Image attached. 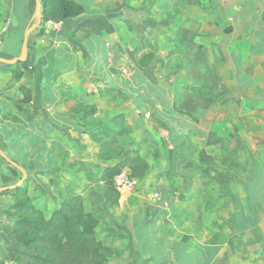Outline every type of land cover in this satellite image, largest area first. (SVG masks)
<instances>
[{"label":"crops","instance_id":"crops-1","mask_svg":"<svg viewBox=\"0 0 264 264\" xmlns=\"http://www.w3.org/2000/svg\"><path fill=\"white\" fill-rule=\"evenodd\" d=\"M73 1L83 7L80 15L41 18L29 33L24 60L0 62V146L25 170L29 197L50 215L67 195H80L85 210L99 218L96 233L109 264L234 262L246 235L256 242L255 222L231 217L251 208L255 213L264 158H245L243 150L264 151L250 145L264 136V126L241 121L242 158L209 163L200 153L207 129L202 119L210 113L200 92L220 91L214 120L225 107L239 120L233 103L253 88L264 103V0ZM34 10L35 0H10L8 23L0 31L4 58L20 54ZM207 54L214 59L202 57ZM15 67L22 72L18 79ZM225 86L231 90L221 95ZM89 106L95 111L85 115ZM113 120L130 129L119 143L126 151L133 144L126 147V136L137 141L149 164L146 175L150 162L142 150L165 146L183 153L179 166L171 164L173 188H159V199L142 187L138 194L119 193L114 207L107 204L101 175L116 160L97 157L99 142L91 133ZM215 134L218 145L232 137L223 130ZM229 165L235 169L223 174L220 168ZM146 175L137 180L148 183ZM13 195L0 194V264H26L33 253L17 241L15 218L6 214Z\"/></svg>","mask_w":264,"mask_h":264},{"label":"trees","instance_id":"trees-1","mask_svg":"<svg viewBox=\"0 0 264 264\" xmlns=\"http://www.w3.org/2000/svg\"><path fill=\"white\" fill-rule=\"evenodd\" d=\"M41 7L42 20L64 19L83 12V7L73 0H41ZM12 74L18 79L22 72L15 67ZM20 89L28 97L26 87ZM83 109L85 115H92L95 111L94 106ZM97 122L92 120V123ZM129 132L127 126L120 127L118 121L113 120L109 125H100L96 133H91V137L99 142L97 157L116 160L101 175L105 184L104 197L110 207L118 204L119 197L114 176L125 167L132 178L141 179L149 168L134 143L126 151L120 145L119 140ZM8 191L15 193L13 203L6 210L7 215L15 218L12 231L20 244L33 251L26 264H109V258L102 250L103 243L96 233L99 218L85 210L80 195H67L58 209L46 215L33 203L24 184Z\"/></svg>","mask_w":264,"mask_h":264},{"label":"rangeland","instance_id":"rangeland-1","mask_svg":"<svg viewBox=\"0 0 264 264\" xmlns=\"http://www.w3.org/2000/svg\"><path fill=\"white\" fill-rule=\"evenodd\" d=\"M9 7H10V0H0V31L5 30V26L8 23ZM34 21H35V18H33L32 23ZM209 28H210V26L208 27V29ZM210 51H212V50L209 49L208 52H210ZM0 56H2V55H0ZM202 57H205L207 60L214 59V55H212V54L202 55ZM224 67H225L224 68V76L226 78L228 76L227 74L230 73V71H229L230 69L226 65H224ZM228 77L230 78L231 74H229ZM221 90L223 91V92L221 91L222 92L221 95H225L227 92H229L231 90V87L225 86ZM194 92L196 94L197 93L199 94V91H194ZM249 92H250V94L247 97L241 98L238 103L237 102L233 103L232 108L234 107L233 109L236 110L237 112L241 111V117L239 118V120H236V118L234 119L231 111L230 110L227 111L226 107L223 110V111H225V113L220 115L218 117V120H214V118H211V113L213 114L215 111V108H216L215 102H216V99H218L217 94H219L220 91L215 93V87H212L209 90H205V91L200 92L202 96L206 97V99L208 101V109H209L208 112H210L209 114H206L205 119H202V124H205L207 129H206V136H205V138L202 139L204 148H203V151L200 153L203 154L204 157L208 158L209 163L214 162L215 158L218 160L222 159L224 161L223 164H227V162L232 163L233 161H237L238 159L240 160L242 158V149H241L240 143H242L245 140L243 138H241V136L243 134L239 135L241 133V131L238 128H240V125L242 124L241 121H244L243 123L255 122L256 125L253 127H257V128L264 126V103L256 100V93H255L254 88H253L252 92L251 91H249ZM192 96H193V92L191 94V97ZM247 98L252 99L254 101V103L247 102ZM255 100H256V102H255ZM240 101H241V103H240ZM199 108H203V106L196 107L195 111L198 112ZM180 112H183V111H180ZM261 119H263V120H261ZM232 126H235L236 129L233 130V128H231ZM215 128L218 130V132L223 130V134H224L225 138H227L226 136L234 137L233 133L236 134L235 139L233 140L232 137L228 138L227 140L223 139V142L219 143V145H218L216 142L217 136L215 134V132H216ZM130 138L131 137L126 136L125 141H123V143L126 144V147L128 146V144L130 142L134 143V145L137 146V144H138L137 141L135 139L130 140ZM263 138H264L263 134H260V136H256L257 143L252 142V143H250V145H253V146L256 145V146H259L260 148L264 149L263 148L264 147V139ZM232 142H233V144H232ZM0 148H2V150L7 154V156L9 158H11L10 155L8 154V152L6 150H4L2 146H0ZM255 148H257V147H255ZM168 149H169L168 147L162 146L161 151H152L151 152V150H149V149L142 150L141 153L146 155L148 157L149 162H150V170L148 172V175H146L147 176L146 179L149 178L148 183H145V180L144 181L143 180H137V179L134 180V178H132L129 175L128 169L124 167L120 171H124L126 173L127 179L129 181L134 180V182L128 187H124L122 185L118 186L117 188L119 190V193L123 194V192H130L131 194H133V193L138 194V192H140L142 187H144L145 190H143V192L145 194H154L153 199H155V196H156V200H157V198L159 199L157 194H161L159 192V188H160V191H166V189H172L173 188V179H172L173 168H172L171 164L173 162H175V164H177L179 166L180 165L179 161L181 160V155L183 153L181 151H174L173 152V150H168ZM243 151H244L243 154H244L245 158L256 157V160H258V159L262 160L264 158V151L263 150H259V152L258 151L253 152V150H252L249 153L245 150H243ZM217 165H219V161H218ZM231 166L232 165L225 166V168H220V170H222L223 174L230 175L229 170L235 169L233 166L232 167ZM160 167L162 168L164 176H162V175L157 176L158 170H160ZM14 168H15L14 166H12L10 163H8L6 160H4L0 156V186L12 185V184L16 183L21 178V173L19 171L15 170ZM245 169L246 168H244V170ZM240 170H242V168H240L239 171ZM14 171L16 173H14ZM256 174L257 175L260 174V177H262L261 176L262 175L261 169L260 170L257 169ZM161 176H162V178H160ZM159 181H160V183H159ZM143 183H145V184H143ZM263 188L264 187H263L262 183L258 185L257 189L262 191V193L256 194V199L254 202L255 203V208H254L255 213H252L253 208H251L250 212L247 211L248 214L243 213V211H242L239 213V215L237 217L235 215L233 217H231L233 221L236 220L240 224L242 221L249 220L251 224L254 221L255 222V229H256V235H255L256 236V242L252 243L251 235L248 237L246 235V237L243 240H241L240 247H238L236 250L237 256L235 258V261L234 262H230V261L228 262L227 261V262H224V264H264V196H263ZM0 194H9V191L8 190H5L4 192L0 191ZM10 194H15V193L10 192ZM14 198H15V196H14ZM241 202H243V201L241 200ZM253 228L251 227L249 231L252 232ZM246 233L247 232H245V234ZM247 241L249 242V244H247ZM245 242H246L247 246L244 245Z\"/></svg>","mask_w":264,"mask_h":264},{"label":"water","instance_id":"water-1","mask_svg":"<svg viewBox=\"0 0 264 264\" xmlns=\"http://www.w3.org/2000/svg\"><path fill=\"white\" fill-rule=\"evenodd\" d=\"M33 18H35V21L33 23H31L24 30L20 54L18 56H16V57H13V58L0 57V62L8 63V64H14V63H18V62H21V61L24 60L25 54H26V50H27V43H28L29 33L33 29H35L38 26V24L40 23V21H41V0H35V10H34V13H33ZM0 156L4 160H6L8 163H10L12 166H15V167L19 168L21 170V172H22V177L15 184L6 185V186H0V191H5V190H8V189H13V188L21 185L22 182H23V180L26 177L25 170L19 164H17V162H15L11 158H9L7 156V154L2 150V148H0Z\"/></svg>","mask_w":264,"mask_h":264},{"label":"built area","instance_id":"built-area-1","mask_svg":"<svg viewBox=\"0 0 264 264\" xmlns=\"http://www.w3.org/2000/svg\"><path fill=\"white\" fill-rule=\"evenodd\" d=\"M135 180V179H134ZM134 180L129 181L127 179L126 173L124 171H120L114 176V184L118 187L120 185L124 187L130 186Z\"/></svg>","mask_w":264,"mask_h":264}]
</instances>
